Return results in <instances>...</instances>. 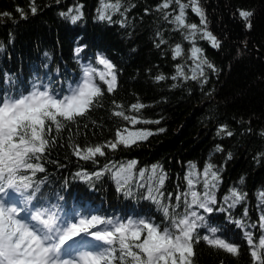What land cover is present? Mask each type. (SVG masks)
<instances>
[{
    "label": "trees",
    "instance_id": "trees-1",
    "mask_svg": "<svg viewBox=\"0 0 264 264\" xmlns=\"http://www.w3.org/2000/svg\"><path fill=\"white\" fill-rule=\"evenodd\" d=\"M33 93L52 101L0 144V201L79 239L122 222L103 264H264V0H0V105ZM155 235L180 247L151 256Z\"/></svg>",
    "mask_w": 264,
    "mask_h": 264
},
{
    "label": "rangeland",
    "instance_id": "rangeland-1",
    "mask_svg": "<svg viewBox=\"0 0 264 264\" xmlns=\"http://www.w3.org/2000/svg\"><path fill=\"white\" fill-rule=\"evenodd\" d=\"M103 70L101 74L112 83L114 75L109 62L101 58ZM95 89V82L92 72L86 70L83 73L77 85L70 87L67 97L60 103L59 107L65 111H82L86 106L88 97ZM0 105V144L17 130L20 120L26 117L38 118L41 106L51 102L49 95L26 96L20 100H10ZM141 134L137 131L128 130L124 136L129 140L138 138ZM129 165L132 166L131 163ZM12 194L10 201H0L3 203V213L0 214V241L3 237H10L13 247H9L11 259L3 264H103V253L101 245H95L94 240L105 242L108 240V228L116 225L123 229L122 222L116 223L114 220H108L106 226L101 229H92L82 234V239H77L76 247L66 248L61 240L67 239L69 233L68 227L62 226V223L55 225V228L40 225L37 226V217L27 215L22 209L15 194L17 189L10 192ZM96 219L95 217L92 220ZM58 219L56 218V221ZM89 220H84L85 225ZM71 229V228H70ZM71 232V231H70ZM69 238V237H68ZM149 255L159 256V251H165L168 248L180 247V242L176 243L166 241L164 237L155 235L150 239ZM181 249V248H179Z\"/></svg>",
    "mask_w": 264,
    "mask_h": 264
}]
</instances>
